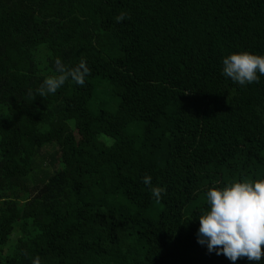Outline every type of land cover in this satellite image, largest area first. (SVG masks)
I'll return each mask as SVG.
<instances>
[{
    "label": "trees",
    "instance_id": "16d2710c",
    "mask_svg": "<svg viewBox=\"0 0 264 264\" xmlns=\"http://www.w3.org/2000/svg\"><path fill=\"white\" fill-rule=\"evenodd\" d=\"M245 51L264 0H0V264H233L197 232L210 188L264 179ZM58 60L91 73L41 97Z\"/></svg>",
    "mask_w": 264,
    "mask_h": 264
},
{
    "label": "clouds",
    "instance_id": "9594fccd",
    "mask_svg": "<svg viewBox=\"0 0 264 264\" xmlns=\"http://www.w3.org/2000/svg\"><path fill=\"white\" fill-rule=\"evenodd\" d=\"M127 18L121 12L116 21ZM223 65V75L240 85L259 83L260 76H264V55L246 51L232 53L223 59ZM56 72L59 74L45 78L37 90L41 97L54 94L69 78L83 86L91 69L84 60L75 68H66L58 60ZM151 180V176L143 177V183L150 186L152 195L159 201L166 189L151 187ZM206 202L208 208L199 217L198 243L206 244L209 252L216 250L217 255L223 254L233 264L241 258L261 261L264 258V179L212 187L206 193ZM33 264H40V258L36 257Z\"/></svg>",
    "mask_w": 264,
    "mask_h": 264
},
{
    "label": "rangeland",
    "instance_id": "374dc122",
    "mask_svg": "<svg viewBox=\"0 0 264 264\" xmlns=\"http://www.w3.org/2000/svg\"><path fill=\"white\" fill-rule=\"evenodd\" d=\"M55 151V147L53 145H49V146H43L41 149V153L43 154V156L49 160V156L52 155ZM47 163V162H46ZM48 164V163H47ZM55 168V166H53ZM53 168V169H54Z\"/></svg>",
    "mask_w": 264,
    "mask_h": 264
}]
</instances>
